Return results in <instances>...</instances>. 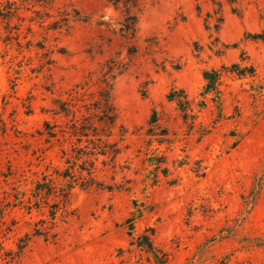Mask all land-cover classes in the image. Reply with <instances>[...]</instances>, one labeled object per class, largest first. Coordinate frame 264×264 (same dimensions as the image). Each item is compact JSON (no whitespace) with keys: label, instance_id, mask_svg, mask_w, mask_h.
I'll use <instances>...</instances> for the list:
<instances>
[{"label":"rangeland","instance_id":"1","mask_svg":"<svg viewBox=\"0 0 264 264\" xmlns=\"http://www.w3.org/2000/svg\"><path fill=\"white\" fill-rule=\"evenodd\" d=\"M38 1L9 22L0 19V172L35 161L26 141H35L53 98L97 83L111 66L114 103L127 130L116 181L131 190L74 191V215L60 224L58 240L34 239L21 254L30 218L14 210L0 224V264H152L140 251L128 252L125 223L136 209L144 213L135 233L155 229L168 264H264V43L248 38L264 28V0ZM117 1L135 6L134 39L120 35ZM236 63L253 73H225L220 109L208 97L199 110L203 72ZM173 88L193 102L194 130L168 101ZM154 110L155 131L168 133L161 144L148 136ZM153 160L163 162L160 170ZM46 161L59 164L58 151ZM34 163L25 190L45 168Z\"/></svg>","mask_w":264,"mask_h":264},{"label":"trees","instance_id":"2","mask_svg":"<svg viewBox=\"0 0 264 264\" xmlns=\"http://www.w3.org/2000/svg\"><path fill=\"white\" fill-rule=\"evenodd\" d=\"M39 3L38 0H0V19L9 22L18 17L22 9ZM121 4L124 20L121 23L120 35L126 40H131L137 35L139 18L133 13L135 8L133 3L117 1L115 6L119 8ZM220 13L221 11L216 12ZM211 18L212 16L208 14L206 23L209 29ZM223 21L221 15L215 25L216 31L220 30ZM248 38L254 42L264 43V28L259 33L249 34ZM128 54L133 56L136 52L128 51ZM252 70L250 66L236 63L229 67L204 71L205 84L200 93L203 100L198 104L199 110L206 107L208 97L220 109L222 97L220 86L225 73L245 76L253 73ZM113 72L114 68L108 66L97 83L91 85L86 81L76 85L66 93L67 97L59 95L53 98L51 107L43 109L48 118L43 121V126L36 135H31L35 141L30 142L29 139L26 141V151L38 162V167L41 165L45 167L44 170L33 173L37 178L31 181L30 189L25 190L23 186L31 179L34 160L26 167H10L7 172H0V184L3 182V187H8L2 188L3 193L0 197V224L4 225V218L16 209L22 210L30 218L27 223L31 226V231L19 239L20 254L34 239L42 238L46 242L58 240L60 224L67 223L74 215L69 209L70 197L74 191L131 190L125 184L116 181L118 159L123 152L121 143L127 130L120 123L114 103ZM94 86L97 88L92 91ZM167 99L176 105L189 130H194L199 116L185 90L173 88ZM148 124V136L157 138L161 144L168 133L155 131L159 126L157 111L152 112ZM52 150L59 153L60 163L57 165L52 161H46L47 153ZM150 162L156 170H160L163 164L158 160ZM120 168L121 171L125 169ZM162 170L167 178L169 170L166 168ZM153 180L155 184L159 182L158 175ZM258 195L259 190L253 195L252 200H257ZM143 213L144 211L136 209L126 220L130 237L128 252L138 250L147 255L148 261L152 264H168L169 254L155 244V229H146L141 234L135 233L136 221ZM16 225L17 221H13L12 225L7 227V231L12 232ZM260 242L264 245V239H260ZM188 264L194 263L190 261Z\"/></svg>","mask_w":264,"mask_h":264}]
</instances>
